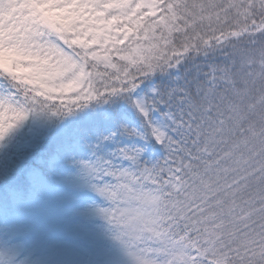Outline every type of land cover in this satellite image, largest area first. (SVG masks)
<instances>
[{"label": "snow or ice", "instance_id": "obj_1", "mask_svg": "<svg viewBox=\"0 0 264 264\" xmlns=\"http://www.w3.org/2000/svg\"><path fill=\"white\" fill-rule=\"evenodd\" d=\"M0 37L76 72L56 95L0 99V141L34 112L118 97L165 149L151 167L142 148L114 153L128 167L85 165L114 181L97 188L113 205L103 215L135 264H186L189 250L200 264H264V0H0ZM216 54L224 62L196 65L184 86L133 101L158 73Z\"/></svg>", "mask_w": 264, "mask_h": 264}, {"label": "rangeland", "instance_id": "obj_2", "mask_svg": "<svg viewBox=\"0 0 264 264\" xmlns=\"http://www.w3.org/2000/svg\"><path fill=\"white\" fill-rule=\"evenodd\" d=\"M13 94L0 89V99ZM144 97L142 86L133 101ZM107 115L111 116L110 112ZM122 118L129 125H137L125 115ZM161 119L159 112L152 114L154 124ZM49 124L48 118L34 115L33 127L37 130L48 131ZM136 129L142 131L139 125ZM153 140L161 146L154 137ZM96 161L90 157L85 163L68 165L54 155L47 159L50 182L34 171L31 182L40 193L38 203L25 204L16 196L12 203L16 217L8 218L0 212V264H135L116 238L118 230L103 215L102 210L113 205L97 188L114 181L106 178L101 182L89 175L85 165Z\"/></svg>", "mask_w": 264, "mask_h": 264}, {"label": "trees", "instance_id": "obj_3", "mask_svg": "<svg viewBox=\"0 0 264 264\" xmlns=\"http://www.w3.org/2000/svg\"><path fill=\"white\" fill-rule=\"evenodd\" d=\"M213 62L223 63L224 58L220 54L209 58L198 57L194 62L187 61L178 70L167 74L158 73L141 85L144 95L149 96L154 86L163 90L182 87L185 82L192 81L196 76V65L206 66ZM0 89L16 93L13 83L2 77ZM133 104L132 101L117 97L107 103H93L63 118L52 116L46 111H37L19 123L3 141H0V212L8 218L16 217V211L12 208L16 196L25 204L38 203L40 193L33 188L31 176L36 171L45 181L50 182L52 174L47 159L54 155L68 165L74 162L85 163L87 158L93 157L95 161L113 160L118 167H128V163L117 159L114 153L121 148H142L145 166L151 167L162 160L166 155L165 149L154 142L151 129L138 115ZM164 111L167 110L162 107L158 112L161 114ZM107 112H110L111 116H108ZM35 114H38L39 118H48V131L33 127ZM123 115L137 122L142 131H137L135 123L127 124L122 118ZM125 129L129 132H139L145 138L127 135Z\"/></svg>", "mask_w": 264, "mask_h": 264}, {"label": "clouds", "instance_id": "obj_4", "mask_svg": "<svg viewBox=\"0 0 264 264\" xmlns=\"http://www.w3.org/2000/svg\"><path fill=\"white\" fill-rule=\"evenodd\" d=\"M10 7L5 5V11ZM12 15L15 16V13ZM3 39L0 37V40ZM21 39L18 34H14V39L8 43L15 44ZM65 68V65L57 63L54 59H46L43 52L29 48L26 43L13 48L0 43V77L11 81L14 87L20 90L18 95L25 92L56 95V90L61 89L76 75V72L65 75ZM186 264H200L191 250L186 253Z\"/></svg>", "mask_w": 264, "mask_h": 264}]
</instances>
